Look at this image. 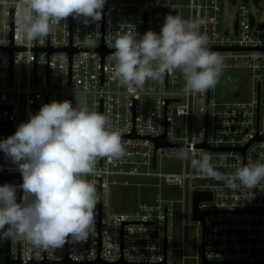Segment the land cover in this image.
Masks as SVG:
<instances>
[{
  "label": "built area",
  "instance_id": "built-area-1",
  "mask_svg": "<svg viewBox=\"0 0 264 264\" xmlns=\"http://www.w3.org/2000/svg\"><path fill=\"white\" fill-rule=\"evenodd\" d=\"M260 1L254 0L253 11L239 0H106L100 21L85 25L70 16L49 37L29 42L18 27L20 0H0V123H10L16 131L43 104L69 100L73 106L82 103L109 115L113 128L122 130L125 149L119 159L99 160L98 174L86 177L102 193L88 240L66 243L50 259V252L18 239L14 260L19 264H204L205 260L208 264H264V182L251 196L248 190L201 175L190 160L183 161L180 171H164L161 164L166 149L177 153L180 148L196 158L207 153L216 170L225 175L243 165L264 162ZM226 3L238 7L231 26L224 23ZM168 14L205 20L201 32L208 36V47L223 58L218 83L204 94L184 95L176 70L166 71L160 80H149L136 91L111 78L113 35L129 25L135 26L138 38L149 30L159 33ZM88 33H95V47L84 45ZM12 46L21 49L12 51ZM69 49L75 52L71 55ZM237 73L249 76L246 99L231 98L242 93ZM221 84L229 87L223 94ZM178 120L183 127L181 138L173 132ZM14 133L1 134L0 141ZM164 134L181 147L156 149V140ZM0 173L13 176L20 202L22 176L3 151ZM164 185L180 188L183 197L174 199L160 192L151 201L139 202L132 212L110 207L112 186L161 191ZM196 192L211 194V199L197 206L207 212L205 232L202 222L194 219ZM177 213L180 237L174 229ZM190 237L197 245L196 253H191Z\"/></svg>",
  "mask_w": 264,
  "mask_h": 264
},
{
  "label": "clouds",
  "instance_id": "clouds-1",
  "mask_svg": "<svg viewBox=\"0 0 264 264\" xmlns=\"http://www.w3.org/2000/svg\"><path fill=\"white\" fill-rule=\"evenodd\" d=\"M106 0H20L18 27L29 42L52 35L68 17L89 25L102 19ZM205 20L168 14L160 32L147 31L138 38L135 26L113 35L115 51L111 78L130 91L149 80H160L166 71L180 70L184 95L204 94L214 88L224 68L223 58L209 47L201 32ZM86 47H95V33L85 35ZM122 130L114 129L109 115L69 100L43 104L16 132L0 141V151L22 176L18 202L15 185H0V240L20 239L50 252L66 243H82L95 223V209L102 193L95 181L97 164L119 159L125 149ZM177 158L191 161L201 175L248 190L264 182V162L243 165L227 175L219 173L212 158H196L188 149Z\"/></svg>",
  "mask_w": 264,
  "mask_h": 264
},
{
  "label": "rangeland",
  "instance_id": "rangeland-1",
  "mask_svg": "<svg viewBox=\"0 0 264 264\" xmlns=\"http://www.w3.org/2000/svg\"><path fill=\"white\" fill-rule=\"evenodd\" d=\"M246 3L253 11H255L254 0H239V3ZM259 10L257 12L258 19L264 18V2L261 0L259 5ZM238 7L226 3L225 6V17L224 23L226 26H231L236 18ZM222 27L224 28V25ZM222 28V29H223ZM180 79V87L184 86V80L180 70H176ZM234 76H240L241 83L239 84L240 92L239 94H233L231 98H248V92L251 89V82L249 81V76L247 73H237ZM228 84H231L228 82ZM228 86L221 84L219 87V93L223 94L224 90H228ZM230 96V95H229ZM174 136L177 138L183 137V127L181 121L178 120V125L174 128ZM183 161L177 158V153L170 152L166 149L161 158V164L164 171H180ZM163 194L165 197H170L174 199H181L183 197L182 191L176 186H166L164 185L161 191L154 188H138L129 186H112L109 193V203L112 210L116 212H132L136 209L139 202L151 201L157 194ZM174 229L178 237L181 235V217L177 213L174 219ZM193 239L190 237L189 245H193L191 253L197 252V245L193 244ZM18 239H12V254H17L18 252Z\"/></svg>",
  "mask_w": 264,
  "mask_h": 264
},
{
  "label": "water",
  "instance_id": "water-1",
  "mask_svg": "<svg viewBox=\"0 0 264 264\" xmlns=\"http://www.w3.org/2000/svg\"><path fill=\"white\" fill-rule=\"evenodd\" d=\"M12 27H13V11H12ZM253 21V19H252ZM15 49H21L20 47H11V50H15ZM70 54L72 55L75 52V49H69ZM107 53V51H103V56H105V54ZM170 101L168 100L166 103L168 104ZM16 132L15 130L12 129V126L10 123H0V135L1 134H11ZM258 139V137L256 138ZM202 146H206V144L202 145ZM160 147H181V145H177V144H173L170 141L167 140L166 135L164 134V136H162L160 139L156 140V149L160 148ZM246 148H243L242 151L245 152ZM12 175L11 174H1L0 173V179L3 180L5 182V184H11L12 185ZM211 199V194L210 193H201V192H196L194 194V219L199 220L202 222L203 224V231L205 232V218L207 216V212H201L198 209V203L202 200H209ZM10 239H8L9 241ZM10 243V241H9ZM13 264H19L18 260H11L10 261ZM204 264H208V262L205 260Z\"/></svg>",
  "mask_w": 264,
  "mask_h": 264
},
{
  "label": "flooded vegetation",
  "instance_id": "flooded-vegetation-1",
  "mask_svg": "<svg viewBox=\"0 0 264 264\" xmlns=\"http://www.w3.org/2000/svg\"><path fill=\"white\" fill-rule=\"evenodd\" d=\"M5 182L0 179V185H4ZM10 241V243H9ZM0 240V264H13L10 261L14 260L12 256V239Z\"/></svg>",
  "mask_w": 264,
  "mask_h": 264
}]
</instances>
